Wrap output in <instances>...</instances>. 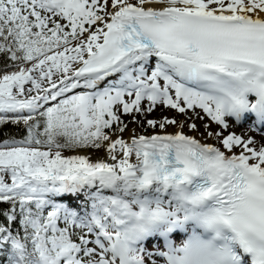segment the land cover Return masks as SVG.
Returning a JSON list of instances; mask_svg holds the SVG:
<instances>
[{"label": "snow or ice", "instance_id": "6c2138e0", "mask_svg": "<svg viewBox=\"0 0 264 264\" xmlns=\"http://www.w3.org/2000/svg\"><path fill=\"white\" fill-rule=\"evenodd\" d=\"M8 124L0 264H264V0H0Z\"/></svg>", "mask_w": 264, "mask_h": 264}, {"label": "rangeland", "instance_id": "374dc122", "mask_svg": "<svg viewBox=\"0 0 264 264\" xmlns=\"http://www.w3.org/2000/svg\"><path fill=\"white\" fill-rule=\"evenodd\" d=\"M133 2H135V0H133ZM109 3H111V0H109ZM173 111L175 112V110H171V109H170V110H167V111L154 112V113H152L151 115H149L147 118H148V119H162L163 117L167 116V117H169V118H175V119H177V120L180 121V122H181L182 120H184V119H183L178 113L173 114V113H172ZM199 111H200V110L198 109V112H199ZM201 115H203L202 112H201ZM123 119L127 122V121H129V120L131 119V117H123ZM192 122H194V123L197 124L198 129H199L198 132L190 131L189 128L187 127V124H188V123H192ZM206 122H208V118H206V117H205L204 120H200L199 118H196V119H193V120H186V122H185V127H184L183 131H184L187 135L195 136L196 139L200 140L201 143L213 144V145L215 144L216 146L221 147V150H224V149L222 148V146L219 144V142H218L216 139H214V138H210V137H207L206 134H205V135L203 134L204 131H205L203 125H204ZM233 126H234V125H233ZM234 127H235V126H234ZM133 128L136 129L137 134H143V135H152V134H155V133H157V132H161V130H160L159 128H157V129H151V128H148V127L146 126V124L143 125V126H137V125H134V124H129V131H126V132L123 134V135H124V138H127V136L131 135V129H133ZM242 128H245V127H235V129H242ZM177 130H178V128L175 127V126H169V127L167 128V132H169V133H174V132H176ZM211 130H212V131H218V130H220V129H219V127H218L217 125L213 124ZM201 131L203 132L202 134H201ZM225 133H226V132H225ZM126 135H127V136H126ZM103 151H104V150L102 149V150H100V151H97V152L93 151V152L96 153V154H98V155L103 156V155H104V152H103ZM65 154H68V153H64V155H65Z\"/></svg>", "mask_w": 264, "mask_h": 264}, {"label": "bare ground", "instance_id": "6f19581e", "mask_svg": "<svg viewBox=\"0 0 264 264\" xmlns=\"http://www.w3.org/2000/svg\"><path fill=\"white\" fill-rule=\"evenodd\" d=\"M167 110H170V109H166V108H164L163 106H158L157 107V109H156V111L155 112H159V111H167ZM197 112H198V109L196 110ZM173 114H175V113H177L176 111L174 112H172ZM179 114V113H178ZM184 120H182L181 122H186V117L184 116V115H182V114H179ZM188 116L189 117H193L192 118V120L193 119H196V117H194L193 116V113L190 111L189 113H188ZM231 124V123H230ZM232 126L228 129V131L229 132H235L236 134H238V135H243L245 138H247V135H253V136H256V139H260V137L255 133V132H251V133H249V131H248V128H242V129H235V127L233 126V124H231ZM179 130V129H178ZM177 130V131H178ZM203 132L201 131V134H202ZM204 133H205V131H204ZM203 133V134H204ZM228 133L226 132L225 133V135H227ZM205 135V134H204ZM127 136V135H126ZM130 136V135H129ZM129 136H127V138L129 137ZM115 138V137H114ZM127 138H125V139H127ZM215 145V144H214ZM234 151H236L237 152V154L239 153V149L237 148V149H234ZM104 152V151H103ZM73 154H76V153H73V152H70V153H68V154H65L66 156L67 155H73ZM79 154H82V155H90L91 157H92V159L93 160H97V159H99V158H102V157H104V155H105V153H104V155L103 156H101V155H98V154H96V153H94L93 151H91V150H88L87 152H81V153H79Z\"/></svg>", "mask_w": 264, "mask_h": 264}, {"label": "trees", "instance_id": "16d2710c", "mask_svg": "<svg viewBox=\"0 0 264 264\" xmlns=\"http://www.w3.org/2000/svg\"><path fill=\"white\" fill-rule=\"evenodd\" d=\"M23 126H16V125H11L8 124L4 126L2 129H0V142H2L5 139H8L10 137H16V138H21L23 136ZM91 150V149H90ZM102 150V149H100ZM100 150H91V151H100ZM64 153H70L69 151H65ZM6 207V205L4 206Z\"/></svg>", "mask_w": 264, "mask_h": 264}]
</instances>
